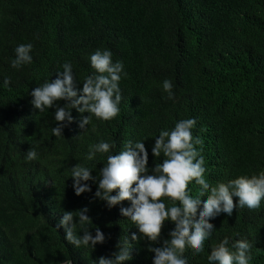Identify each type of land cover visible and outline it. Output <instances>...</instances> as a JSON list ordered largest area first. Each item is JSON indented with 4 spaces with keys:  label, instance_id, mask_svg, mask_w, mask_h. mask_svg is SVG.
Masks as SVG:
<instances>
[{
    "label": "trees",
    "instance_id": "trees-1",
    "mask_svg": "<svg viewBox=\"0 0 264 264\" xmlns=\"http://www.w3.org/2000/svg\"><path fill=\"white\" fill-rule=\"evenodd\" d=\"M0 264H264V0H0Z\"/></svg>",
    "mask_w": 264,
    "mask_h": 264
}]
</instances>
